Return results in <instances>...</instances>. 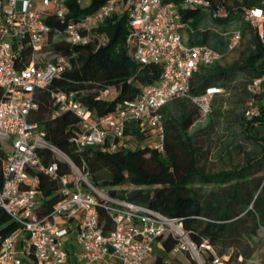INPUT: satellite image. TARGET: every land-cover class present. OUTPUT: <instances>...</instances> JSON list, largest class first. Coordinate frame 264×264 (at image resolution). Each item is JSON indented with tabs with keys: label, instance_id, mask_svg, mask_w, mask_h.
Listing matches in <instances>:
<instances>
[{
	"label": "built area",
	"instance_id": "1",
	"mask_svg": "<svg viewBox=\"0 0 264 264\" xmlns=\"http://www.w3.org/2000/svg\"><path fill=\"white\" fill-rule=\"evenodd\" d=\"M67 1L4 0L0 4V141L11 148L1 166L0 209L15 226L5 234L8 225H0V264H68L70 259L74 264H151L154 245L168 236L177 239L174 253L188 252L197 264H203V255L210 253L212 264H225L207 240L193 243L176 219L146 206L110 199L105 191L91 186L87 174L48 144L29 120L38 109L35 91L71 69V56L53 52L46 43L51 29L42 14L49 8L59 21L67 22ZM260 1L262 6L244 7V0H109L82 19L70 20L63 31L53 33L52 42L62 36L67 43L86 44L95 25L112 15L125 17L126 44L134 60L141 65L160 64L162 75L156 84L144 86L135 100L123 102L100 120L72 92L52 91L56 106L52 117L71 112L81 121V132L73 139L77 148L105 146L114 152L122 145L127 126L134 124L140 132L154 134L158 143L151 147L162 150L164 106L188 100L202 120L210 115L215 96L223 92L210 87L200 95L192 94V80L200 67L219 63L239 50L248 31L264 46V0ZM193 11L205 13L211 27L216 20L226 21L218 32L226 41L224 53L186 44L187 32L193 30L184 14ZM247 91L253 97L246 102L244 117L252 120L260 114L264 74L252 78ZM107 94L108 90L102 92ZM39 149L67 163L72 182L59 174L56 162L45 163ZM40 174L58 187L59 201L48 213L43 212L45 198L38 189ZM96 197L108 202L105 210L112 228L106 234Z\"/></svg>",
	"mask_w": 264,
	"mask_h": 264
},
{
	"label": "trees",
	"instance_id": "2",
	"mask_svg": "<svg viewBox=\"0 0 264 264\" xmlns=\"http://www.w3.org/2000/svg\"><path fill=\"white\" fill-rule=\"evenodd\" d=\"M3 1L0 0V4ZM108 1L87 0L83 6L76 0H68L66 21L82 19ZM243 6H262V2L244 0ZM42 14L44 23L51 29L46 39L50 50L71 56V69L46 88L37 89L33 95L38 109L30 114L29 120L36 124V130L44 140L63 152L87 174L90 185L105 191L110 199L146 206L176 219L193 243L207 240L225 264L248 261L255 252L251 240L260 229H264V105L258 103L260 114L252 120L244 117L243 107V103L246 105L253 97L247 91V84L252 78L264 74V46L254 34L248 46L240 52V63L226 68L215 63L200 67L194 74L193 95H200L210 87L225 92L242 87L241 92L235 91L241 104L235 105L234 127L217 156L222 158L231 150H237L243 154V160L227 170L205 171L201 161L212 153L209 139L214 118L221 117V112L216 109L220 94L213 100L206 126L194 132L191 129L200 120L194 104L177 99L164 106L161 110L162 150L149 146L154 134L140 132L134 124L127 126L125 139L114 152H108L105 146L75 147L73 139L81 132V121L71 112L52 117L56 110L52 91L72 92L92 117L100 120L123 102L135 100L144 86L156 84L162 75V66L156 63L141 65L134 60L126 44L129 26L125 17L112 15L106 18L92 28V37L81 45L67 43L62 36L52 42L53 33L63 31L67 22L59 21L49 8ZM184 19L189 20L193 30H188L187 45H205L220 53L226 51V41L218 35L224 30L226 21L216 20L211 27L207 15L196 11L186 12ZM104 90H108L106 96L102 95ZM258 99V102L264 101V93ZM128 137L137 143L127 144ZM10 151V144L0 141V181L2 161ZM38 152L45 163L56 162L59 174L72 182L74 175L67 163L52 157L46 149ZM39 178L38 189L45 198L43 212L48 213L59 201L58 187L43 174ZM96 198L99 221L106 234L112 228V218L105 210L108 202ZM3 224L8 225L5 234L15 229L7 214L0 209V225ZM176 244L177 239L171 236L159 238L156 247L161 254L151 264H174L169 257L177 254L173 252ZM179 253L186 254V263L183 264H197L188 252ZM212 259L210 253L203 255V264H212ZM69 261L73 262V259Z\"/></svg>",
	"mask_w": 264,
	"mask_h": 264
},
{
	"label": "rangeland",
	"instance_id": "3",
	"mask_svg": "<svg viewBox=\"0 0 264 264\" xmlns=\"http://www.w3.org/2000/svg\"><path fill=\"white\" fill-rule=\"evenodd\" d=\"M86 4L85 1L82 2V5L84 6ZM19 5V3H18ZM184 34L186 33L183 32ZM188 33V32H187ZM188 35V34H187ZM252 33L250 31L246 32L244 41L242 43V46L239 50L236 52L227 55L222 61H220L218 64L221 67H229L234 65V63H240V52L245 49L248 46V41L251 39ZM241 92L242 87L235 90L231 89L229 92H225L223 90L222 93H220V96L217 97V104L216 109H218L221 112L220 119L214 118L213 124H212V133L210 134V142L212 144V153L207 157V159H203L201 161V166L204 168L205 171H221V170H227L230 169L233 165L239 164L243 160V154L238 152L237 150H231L230 153L222 155V158H218L217 154L220 152V148L222 146V143L225 141V139H228L229 131H231L234 127V112L236 111L235 108L240 105V98L238 97V93L235 92ZM245 98V97H244ZM243 98V99H244ZM259 105H264V101L258 102ZM245 104L243 103V107ZM241 108H239L240 110ZM209 117L199 120L198 123H196L193 128L191 129L192 132L199 130L200 128H204L206 124L208 123ZM228 129L226 130V128ZM257 127V126H256ZM127 144H135L137 143L136 140H133L131 137L127 138L126 140ZM151 144L158 143V138L156 136L152 137L151 141H149ZM206 145H208V142H206ZM62 160V159H61ZM127 190H130L128 187ZM251 243H253L255 247V252L252 255V257L242 263L243 261H238L239 264H264V229H260L257 236L251 240ZM158 254H161V252L157 249L156 244L154 245L153 253L150 256V260L152 261ZM229 255L226 256V258ZM186 254L184 253H177L174 255H171L169 259L174 264H183L185 262ZM68 264H73L72 261H69Z\"/></svg>",
	"mask_w": 264,
	"mask_h": 264
}]
</instances>
